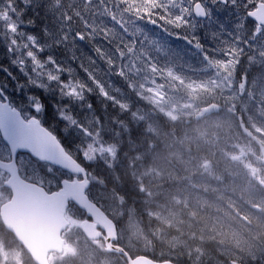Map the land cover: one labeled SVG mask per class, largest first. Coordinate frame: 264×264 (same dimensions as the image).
Masks as SVG:
<instances>
[{
	"label": "rangeland",
	"instance_id": "374dc122",
	"mask_svg": "<svg viewBox=\"0 0 264 264\" xmlns=\"http://www.w3.org/2000/svg\"><path fill=\"white\" fill-rule=\"evenodd\" d=\"M159 1L167 11L154 21L127 11L107 15L101 8L96 19L83 22L80 52L94 57L93 48L112 52L113 68L119 66L116 54L128 60L122 71L130 87L115 75L105 87L108 96L126 108L95 91L83 103L67 102L54 87L44 90L27 83L12 61L24 59L22 49L29 33L23 28L15 35L9 32L7 28L21 19L12 21L2 15L0 89L24 118L35 116L44 126L55 123L53 129L69 153L90 168L93 189L88 195L117 224V244L132 258L148 252L181 264H264V70L238 47L240 33L246 29L234 10L196 20L193 36L188 25L195 18L187 16V6L183 14L178 11L187 0ZM61 4L56 0L55 7L60 9ZM58 16L57 22L40 28V34L31 35L46 55L67 63L75 49L63 43L57 47V42L69 28L76 31L77 27L66 15ZM13 38L15 45L10 42ZM196 40L204 52L195 47ZM221 48L232 51L221 55ZM97 65L108 67L99 58ZM245 74L253 78L239 86L238 79ZM32 96L40 98L43 111L35 113L30 107ZM87 104L93 108L89 110ZM211 105L218 111L202 114ZM114 111L123 121L112 126ZM62 114L72 115L78 123L62 119ZM81 124L90 136L81 131ZM130 124L137 127L136 139L129 132ZM88 144L95 151L90 152ZM10 158L0 135V159ZM17 162L22 178L48 191L64 178L61 170L26 154L18 156ZM8 177L0 170V207L11 198L4 185ZM118 192H131L140 203L135 199L128 205ZM86 219L73 206L63 253L52 255L50 264H127L123 255L107 252L104 241L85 237L81 223ZM0 264H35L1 218Z\"/></svg>",
	"mask_w": 264,
	"mask_h": 264
},
{
	"label": "water",
	"instance_id": "95a60500",
	"mask_svg": "<svg viewBox=\"0 0 264 264\" xmlns=\"http://www.w3.org/2000/svg\"><path fill=\"white\" fill-rule=\"evenodd\" d=\"M253 15L258 26H264V10L257 9ZM7 105L13 108L5 98L4 106ZM212 111H218V107L211 105L203 109L202 114ZM0 121L5 124L0 127V135L11 154L10 161L0 159V170L8 174L4 185L12 192L10 200L0 207V218L4 228L15 237L35 264H50L51 253L62 254L65 242L63 232L70 225L66 213L71 205L87 217L81 223L85 237L93 241L103 239L106 251L122 254L127 264H174L169 261L155 262L146 256L132 259L124 249L113 244L118 241L117 226L88 196L91 182L86 168L67 152L45 126L41 124L45 130L41 135L20 137L14 134L16 118L11 112L0 110ZM20 151L28 155L31 153L33 159L70 175L82 176V180H63L59 190L49 193L44 187L21 177L17 163Z\"/></svg>",
	"mask_w": 264,
	"mask_h": 264
},
{
	"label": "snow or ice",
	"instance_id": "6c2138e0",
	"mask_svg": "<svg viewBox=\"0 0 264 264\" xmlns=\"http://www.w3.org/2000/svg\"><path fill=\"white\" fill-rule=\"evenodd\" d=\"M19 3L21 7L28 8L31 7V0H0V15L5 19H11L12 21H17L18 18L24 17V12H20L16 3ZM107 0H96V4L103 6ZM188 7L189 11L187 16L197 17L199 19L207 20L213 17L218 12H223L225 10H234L237 15L238 20L244 22L246 31L240 33V39L238 41V47L243 48L247 53L248 57L256 58V63L259 64L260 68L264 70V26L260 27V31H257L258 21L253 15L257 9L264 10V0H187L186 5H181L182 14L183 8ZM29 25H33L34 21H28ZM21 25L19 23L10 25L7 30L12 32L14 35L20 31ZM192 30L193 36L195 35L196 29L198 27L197 21L192 20L188 25ZM239 28V24L237 25ZM46 31V30H45ZM216 34H213V39H215ZM187 39V37H185ZM84 36L78 30L73 31L71 28L62 36L61 41L57 42V47L61 44H71L75 49L72 55L68 58V62L60 61L56 56L45 54V49L42 45L37 42V38L31 34L26 35V43L22 49L24 59L17 61L13 60V64L17 66L18 70L25 76L27 83L34 85L37 88L47 90L50 86L56 88L60 91L61 95L66 97V101L75 99L85 102L87 95L92 94L94 91L96 94L104 95L107 99L113 100L111 96H108L105 91V87L111 83L113 75L120 77L124 86L130 87L128 81H124L123 71L124 65L128 64L127 59H122L121 54H116L114 59L118 62L119 66L113 68V54L112 52L102 53L98 48H93L92 51L97 53L94 57L90 53H82L78 49V45L83 41ZM235 40V37H234ZM11 44H17V40L13 38ZM192 41L189 40V43ZM195 47L201 49L204 52V48L199 40L195 41ZM114 51V50H113ZM227 51L231 53V48H221L219 52L221 55ZM8 52L13 53V48H8ZM97 58L100 59L102 63L106 66L105 69L99 68L97 65ZM203 58V57H202ZM211 57H209V60ZM251 64V61H249ZM208 63V60H205ZM31 65V67H29ZM95 67V70L93 69ZM252 69H255V64L251 65ZM123 69V71H122ZM100 73L103 75V79L97 75ZM79 79H76V77ZM39 77V79H37ZM131 79V76H129ZM248 76L245 74L241 77V84L244 85V80H247ZM23 87V85H22ZM119 89H117L118 91ZM131 90V89H130ZM33 103L30 107L35 113H39L44 110V104L37 96L29 97ZM5 96L3 90L0 89V110L8 111L13 114L16 118V127L14 129V134L20 137H29L33 135H41L45 130L42 128L41 121L35 116L29 117L27 119L21 116V113L10 107V105L4 106ZM113 103H117L113 100ZM120 108H126L124 104L117 103ZM86 107L91 110L93 108L92 104H87ZM62 119L66 121H71L73 124L78 122L73 118L72 115H63ZM5 124L0 121V127H4ZM97 126L100 127V122L97 121ZM81 131L90 134V130L86 129L84 125H80ZM88 150L95 151L91 144L87 145ZM102 151L112 152L111 148H104ZM24 151H20L18 156H23ZM31 155V153H29Z\"/></svg>",
	"mask_w": 264,
	"mask_h": 264
},
{
	"label": "trees",
	"instance_id": "16d2710c",
	"mask_svg": "<svg viewBox=\"0 0 264 264\" xmlns=\"http://www.w3.org/2000/svg\"><path fill=\"white\" fill-rule=\"evenodd\" d=\"M62 4L60 5V9L55 7L56 0H31V7L23 8L17 2L16 7L20 12H24V17L20 18L19 23L21 25L20 28L26 30L29 34L32 32L41 33L40 28H44L46 26H50L52 21H56L59 18L58 15L64 17L65 15L70 19L71 24L78 30L80 33L84 31L83 22L96 19V14H100L101 8L107 15H113L115 12L127 11L133 13L141 19L147 20L150 19L152 21L159 18L161 15L165 14L167 9L165 10L163 4L159 0H107L103 6L96 4V0H61ZM90 1L91 3H88ZM177 1V0H176ZM185 1V0H184ZM16 2V0H14ZM95 4V8H93V4ZM62 7V8H61ZM181 9H178V11ZM189 11V9H188ZM176 13V12H175ZM177 14V13H176ZM28 21H34L33 25H29ZM82 25V26H81ZM31 27L37 28L36 30H32ZM58 28V23H57ZM57 28L50 27L48 30L56 31ZM241 68H244L243 66ZM250 72L249 70H247ZM244 72V71H243ZM250 79L253 78L252 75L248 76ZM240 78V77H239ZM238 83L241 84V79H238ZM116 111L113 112V114ZM23 114V113H22ZM113 121H111V125L113 126L116 123L122 122L123 118L119 117L115 114L111 117ZM52 120V119H51ZM52 124H55L51 121ZM50 125L49 123H45V127L51 130L58 139L62 142L63 147L68 150L69 147L67 144L62 141L61 137L58 134V130L53 129L54 125ZM129 132L133 139L137 137V127L135 125L130 124ZM129 182L124 183L123 185L126 187ZM130 189V188H129ZM119 193V196L126 200L128 205H133L132 200L140 203V198L132 194L131 192ZM137 204V203H136ZM15 239V238H14ZM16 241V240H15ZM17 242V241H16ZM18 243V242H17ZM21 247V246H20ZM158 252V251H157ZM121 255V254H120ZM136 256H146L152 260L156 261H168L158 259V255L151 253H139ZM135 256V257H136ZM175 264H181L175 260H169ZM225 260H223L224 262ZM202 264H209V262L205 261Z\"/></svg>",
	"mask_w": 264,
	"mask_h": 264
},
{
	"label": "flooded vegetation",
	"instance_id": "af4514ba",
	"mask_svg": "<svg viewBox=\"0 0 264 264\" xmlns=\"http://www.w3.org/2000/svg\"><path fill=\"white\" fill-rule=\"evenodd\" d=\"M86 134V133H85ZM86 136H88L87 134H86ZM90 136V135H89ZM68 151V150H67ZM68 153H69V151H68ZM70 154V153H69ZM71 155V154H70ZM72 156V155H71ZM75 160H77V158L75 157V156H72ZM31 158V157H30ZM78 161V160H77ZM82 166H84L85 168H86V170H87V177H88V179L90 180V182H91V184H90V188H89V190H88V192L87 193H89V192H91L92 191V189H93V184H92V178H91V175H90V173H89V170H90V168L88 167V166H86L85 164H83V163H81L80 161H78ZM40 163V162H39ZM40 164H42L43 165V163H40ZM57 170L58 171H60V169H58L57 168ZM61 173H62V176L64 175V178L61 180V182L63 181V180H74V179H78V180H82V176H74V175H70L69 173H66V172H62V170L60 171ZM61 182L60 183H58L57 184V186L56 187H53L52 189V191H48L49 193H51V192H54V191H57V190H59L60 188H61ZM98 194H100L99 193V191H98ZM89 196V195H88ZM91 199V198H90ZM92 200V199H91ZM93 201V200H92ZM94 202V201H93ZM71 208H73L72 206H70L69 208H68V210H67V213H66V216H67V214H68V211L71 209ZM102 209V208H101ZM103 210V209H102ZM104 211V210H103ZM105 212V211H104ZM106 213V212H105ZM107 214V213H106ZM109 216V215H108ZM110 219H111V217H110ZM111 220H113V219H111ZM114 221V220H113ZM102 241H104L103 239H101ZM119 241V240H118ZM118 241H116V242H114L116 245H118L117 243H118ZM52 255H58V254H54V253H52V254H50L49 255V262H50V258H51V256ZM131 256V255H130Z\"/></svg>",
	"mask_w": 264,
	"mask_h": 264
}]
</instances>
